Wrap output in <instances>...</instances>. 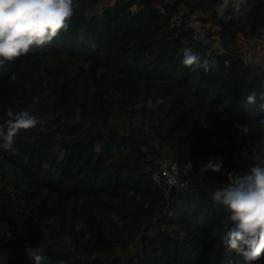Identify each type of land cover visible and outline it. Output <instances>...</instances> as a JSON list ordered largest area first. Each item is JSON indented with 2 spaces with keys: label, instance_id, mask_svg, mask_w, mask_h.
Masks as SVG:
<instances>
[{
  "label": "trees",
  "instance_id": "16d2710c",
  "mask_svg": "<svg viewBox=\"0 0 264 264\" xmlns=\"http://www.w3.org/2000/svg\"><path fill=\"white\" fill-rule=\"evenodd\" d=\"M216 3L73 0L67 31L0 66V125L36 96L32 114L44 121L21 131L13 150L0 148L8 164L6 173L0 166V264H32L26 246L44 247L46 264L241 260L222 242L233 222L212 192L193 193L186 174L182 187L152 181L162 155L221 185L264 154V58L249 49L252 39L264 46V0H248L228 24ZM198 23L219 47L192 40ZM184 48L216 63L192 71L181 63ZM252 92L257 100L247 105ZM148 99L162 103L133 107ZM213 157L223 158L222 171L201 173Z\"/></svg>",
  "mask_w": 264,
  "mask_h": 264
},
{
  "label": "clouds",
  "instance_id": "9594fccd",
  "mask_svg": "<svg viewBox=\"0 0 264 264\" xmlns=\"http://www.w3.org/2000/svg\"><path fill=\"white\" fill-rule=\"evenodd\" d=\"M247 5L248 0H217V19L228 24L234 15L241 13ZM230 7L232 15L228 14ZM73 11V0H0V66L27 55L34 48L51 43L62 31H67ZM260 31L264 33V28ZM182 53L181 63L192 71L203 68L207 72L210 63H216L210 53L205 54L203 58L191 48H184ZM15 80L16 73H11L10 82ZM259 99L264 101V92L259 94ZM256 100L257 93L252 92L247 96L246 104L252 105ZM38 102L39 97L36 96L32 98L29 106L19 111L7 110V120L0 125V141L3 142L0 148L13 150L15 137L21 131H29L38 125L43 126L44 121L32 114ZM160 103L162 101L159 99L155 103L148 99L146 105L137 103L133 107L137 110L145 106L152 109ZM234 126L243 135L249 133L246 124L237 123ZM55 150L60 152L58 161L62 160L64 153L60 146L57 145ZM243 155L246 156L247 153ZM254 160L255 164L243 174L229 172L227 182L212 192L213 201L227 209L233 222V226L221 239L229 251L235 252L241 258L237 264H258V261L264 258V154L255 155ZM222 168L223 158L213 157L201 166L200 172L220 173ZM48 243L52 244L53 241ZM25 252L32 264H46L48 257L44 247L26 246ZM57 264H64V261L58 260Z\"/></svg>",
  "mask_w": 264,
  "mask_h": 264
},
{
  "label": "built area",
  "instance_id": "2783aa9c",
  "mask_svg": "<svg viewBox=\"0 0 264 264\" xmlns=\"http://www.w3.org/2000/svg\"><path fill=\"white\" fill-rule=\"evenodd\" d=\"M181 16L172 17V22L175 26L180 27L183 23ZM189 29V28H188ZM192 40L201 47L217 48L219 43L215 41L209 32L202 27L189 30ZM182 171L174 160L161 159L155 164L152 173V181L162 188H171L175 186H184L185 181L182 179Z\"/></svg>",
  "mask_w": 264,
  "mask_h": 264
},
{
  "label": "rangeland",
  "instance_id": "374dc122",
  "mask_svg": "<svg viewBox=\"0 0 264 264\" xmlns=\"http://www.w3.org/2000/svg\"><path fill=\"white\" fill-rule=\"evenodd\" d=\"M107 1H109V0H107ZM103 5H104V2H102L101 4H99V7L102 8ZM192 27H194V28L197 29L199 27V23L196 24V25H193ZM223 41H227V40H223ZM251 43L255 44V47H253V48L249 47L250 50H253L254 57L255 58L256 57H259V59L260 58H264V46L262 44L256 42L253 39L250 40V44ZM220 47H221V44H220ZM225 52H229V51L226 49ZM164 156L165 155H162V157L164 159H166V160H172L171 157H164ZM0 166L4 170V172L6 173V169L8 168V164H6V163H0ZM183 168L182 169L180 168L181 171H183L182 174L183 175L186 174L189 177V178L186 177L187 179H186V185H185V187L188 188V189H191L193 193H198L199 191H207V192L211 193V192L214 191V189H216L217 187L220 186L218 183H216L214 181L203 179L202 177H200L198 175H195V174H190V172L187 169H185V168L183 169Z\"/></svg>",
  "mask_w": 264,
  "mask_h": 264
}]
</instances>
